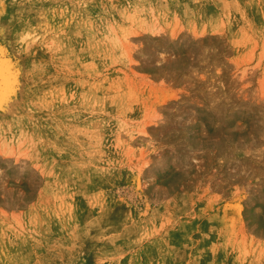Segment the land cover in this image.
Segmentation results:
<instances>
[{"label":"rangeland","instance_id":"rangeland-1","mask_svg":"<svg viewBox=\"0 0 264 264\" xmlns=\"http://www.w3.org/2000/svg\"><path fill=\"white\" fill-rule=\"evenodd\" d=\"M1 138L0 264H264V0H0Z\"/></svg>","mask_w":264,"mask_h":264},{"label":"crops","instance_id":"crops-1","mask_svg":"<svg viewBox=\"0 0 264 264\" xmlns=\"http://www.w3.org/2000/svg\"><path fill=\"white\" fill-rule=\"evenodd\" d=\"M0 162H10L12 165L28 164L34 169L30 158V152L24 147L19 148L8 139H0ZM34 170L37 171L36 169ZM0 187H3V185H0ZM3 208V202L0 201V209Z\"/></svg>","mask_w":264,"mask_h":264},{"label":"bare ground","instance_id":"bare-ground-1","mask_svg":"<svg viewBox=\"0 0 264 264\" xmlns=\"http://www.w3.org/2000/svg\"><path fill=\"white\" fill-rule=\"evenodd\" d=\"M145 133V131H143Z\"/></svg>","mask_w":264,"mask_h":264}]
</instances>
